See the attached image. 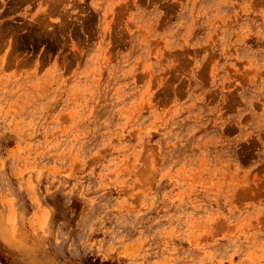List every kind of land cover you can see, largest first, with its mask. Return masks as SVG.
<instances>
[{
  "label": "rangeland",
  "instance_id": "obj_1",
  "mask_svg": "<svg viewBox=\"0 0 264 264\" xmlns=\"http://www.w3.org/2000/svg\"><path fill=\"white\" fill-rule=\"evenodd\" d=\"M0 264H264V0H0Z\"/></svg>",
  "mask_w": 264,
  "mask_h": 264
},
{
  "label": "trees",
  "instance_id": "obj_2",
  "mask_svg": "<svg viewBox=\"0 0 264 264\" xmlns=\"http://www.w3.org/2000/svg\"><path fill=\"white\" fill-rule=\"evenodd\" d=\"M0 262L3 263V259H1V257H0Z\"/></svg>",
  "mask_w": 264,
  "mask_h": 264
}]
</instances>
